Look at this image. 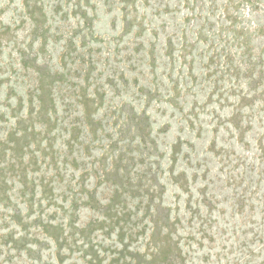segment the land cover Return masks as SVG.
Wrapping results in <instances>:
<instances>
[{
  "label": "rangeland",
  "instance_id": "obj_1",
  "mask_svg": "<svg viewBox=\"0 0 264 264\" xmlns=\"http://www.w3.org/2000/svg\"><path fill=\"white\" fill-rule=\"evenodd\" d=\"M0 264H264V0H0Z\"/></svg>",
  "mask_w": 264,
  "mask_h": 264
}]
</instances>
